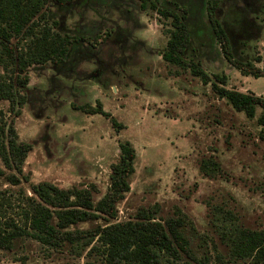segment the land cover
Instances as JSON below:
<instances>
[{
	"label": "rangeland",
	"instance_id": "374dc122",
	"mask_svg": "<svg viewBox=\"0 0 264 264\" xmlns=\"http://www.w3.org/2000/svg\"><path fill=\"white\" fill-rule=\"evenodd\" d=\"M158 1L186 6V57L198 60L208 73L225 71L229 86L264 94L263 75L243 74L223 55L206 0ZM48 9L60 29L87 39L73 44L62 62L27 68L26 100L14 124L19 138L32 144L23 163L29 180L12 185L0 179V189L22 187L31 193L29 181L46 179L64 187L91 186L96 200L109 183L118 139L128 138L136 156L129 189L116 202L118 219L133 217L143 207L159 217L181 210L201 233L216 238L210 205L225 203L244 224L264 227L262 127L216 96L209 82L161 56L168 21L149 7L142 9L139 0L55 1ZM216 16L233 55H258L255 63L263 64L264 0H220ZM97 99L124 126L116 130L105 115L77 106L95 105ZM7 106V99L0 98V108ZM207 154L220 161L221 175L199 170V158ZM102 221L81 220L71 227ZM85 252L86 247L66 242L47 248L25 235L11 248H0V264H100L97 255Z\"/></svg>",
	"mask_w": 264,
	"mask_h": 264
},
{
	"label": "trees",
	"instance_id": "16d2710c",
	"mask_svg": "<svg viewBox=\"0 0 264 264\" xmlns=\"http://www.w3.org/2000/svg\"><path fill=\"white\" fill-rule=\"evenodd\" d=\"M55 1L62 5L71 0H0V98L8 101L6 110L0 108V179L12 185L22 178L29 180L23 163L32 144L19 138L14 124L26 100L27 68L46 61L62 62L73 44L87 39L82 33L59 28V19L48 12V5ZM219 1L206 0V12L223 55L241 73L264 76V63H255L260 56L241 59L233 55L227 31L216 16ZM172 4L139 0L142 9L149 7L168 21L163 27L167 39L161 56L188 68L202 82H209L216 96L225 98L247 117H255L264 141V94L229 86L225 71L208 73L198 60L186 57L187 8L176 1ZM77 106L105 115L116 130L124 126L99 99L95 105ZM118 146V157L110 163L107 188L96 200L91 186L64 187L46 179L29 181L31 193L22 187L0 189V248H11L16 238L29 235L47 248H59L65 242L86 247L85 253L97 255L100 264H264V227L244 224L225 203L210 205L208 219L216 238L201 233L181 210L159 217L143 207L133 217L118 219L116 202L129 189L136 156L128 138H119ZM198 168L208 176L223 172L212 154L201 156ZM97 217L103 221L71 227L77 221Z\"/></svg>",
	"mask_w": 264,
	"mask_h": 264
}]
</instances>
